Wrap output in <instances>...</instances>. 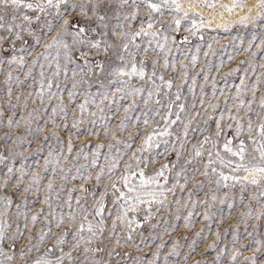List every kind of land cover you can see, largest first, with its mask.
I'll list each match as a JSON object with an SVG mask.
<instances>
[{"label":"snow or ice","instance_id":"obj_1","mask_svg":"<svg viewBox=\"0 0 264 264\" xmlns=\"http://www.w3.org/2000/svg\"><path fill=\"white\" fill-rule=\"evenodd\" d=\"M0 264H264V0H0Z\"/></svg>","mask_w":264,"mask_h":264},{"label":"rangeland","instance_id":"obj_2","mask_svg":"<svg viewBox=\"0 0 264 264\" xmlns=\"http://www.w3.org/2000/svg\"><path fill=\"white\" fill-rule=\"evenodd\" d=\"M247 31L250 32L251 30L249 29ZM238 34L244 35L247 38V32L244 29L234 28L233 31H231V32H224V31L216 32V31L206 30L205 42L207 40H209L211 37L216 36L219 38V43L215 44L214 47L216 49H219L222 46L227 45L228 47H227L226 51L231 52V50H232L231 37L237 36ZM196 42H198V41H193V43H196ZM236 43H238V41ZM224 58H225V60H227L226 56ZM243 58H244L243 56H237L234 61L228 62L227 65L223 68V72H228L230 69L235 68L238 61L243 59ZM202 59H203V57H202ZM223 72L221 73V75L223 74ZM45 134H47V133H45ZM83 142L86 143L87 141H83ZM225 215H227V212L225 213ZM197 219L199 220L200 218H197ZM195 226L198 230L199 227L203 226V221L200 220V222L197 223ZM214 231H215V229H214ZM181 234H183V233H181ZM165 239H167V237H165Z\"/></svg>","mask_w":264,"mask_h":264},{"label":"bare ground","instance_id":"obj_3","mask_svg":"<svg viewBox=\"0 0 264 264\" xmlns=\"http://www.w3.org/2000/svg\"><path fill=\"white\" fill-rule=\"evenodd\" d=\"M232 2V0H221V3H225V4H230ZM249 3H255V0H248ZM199 11V9H197ZM239 12V10H237ZM203 15H205L206 17L210 16V13L205 11L202 13ZM225 18L228 20H236L237 16H229L228 13H225ZM219 22V19L217 18L216 22L213 23L212 27L215 28L216 27V23Z\"/></svg>","mask_w":264,"mask_h":264}]
</instances>
